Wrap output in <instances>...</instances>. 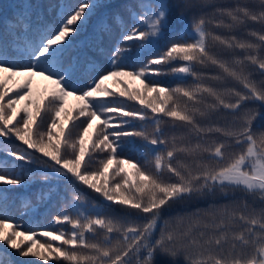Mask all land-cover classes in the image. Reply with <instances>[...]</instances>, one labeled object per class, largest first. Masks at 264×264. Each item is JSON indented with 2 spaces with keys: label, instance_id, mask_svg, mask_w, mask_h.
Segmentation results:
<instances>
[{
  "label": "snow or ice",
  "instance_id": "6c2138e0",
  "mask_svg": "<svg viewBox=\"0 0 264 264\" xmlns=\"http://www.w3.org/2000/svg\"><path fill=\"white\" fill-rule=\"evenodd\" d=\"M207 6L212 12L193 15L189 30L186 13ZM12 8L11 16L0 18V185L5 186L0 187V242L20 257H38L45 264L50 259L155 264L158 253L183 257L185 264H264V127L255 123L260 108L246 107H264V80L255 81L246 70L250 64L264 74V32L249 30L253 42L226 38L208 27L234 30L251 21L264 28V0L230 7L214 0H81L49 3L47 9L18 0ZM45 11L54 12L55 20L46 19ZM168 33L172 39L165 49L140 68L125 70L158 49ZM215 44L233 52L230 62L210 51ZM237 49L242 57L235 55ZM208 65L225 74L210 78H230L242 90L205 86V75L196 67ZM163 75L181 81L190 76L195 83L173 87L150 79ZM37 77L48 82L43 89L35 87ZM109 80L117 85L114 90L107 87ZM137 80L140 87H131ZM70 97L77 103L68 109ZM220 109L233 114L227 125L199 122ZM133 120L145 123L137 130ZM166 127L186 132L166 135ZM129 138L151 147L143 152ZM125 150L130 155L121 158ZM97 152L106 156L97 158ZM133 152L151 154L154 170L146 167L147 160L145 165L133 162ZM114 176L122 180L110 183ZM37 181L44 187L29 194ZM77 185L99 194L109 208L121 206L124 215L106 212L103 204L86 207L87 196ZM14 187L25 192L10 197ZM237 191L258 198L261 207L241 198L162 218L164 209L176 203ZM53 198L62 202L53 219L60 227L39 232L50 242L40 243L34 231L18 230L22 226L14 222L13 206L22 215L35 213ZM133 212L143 214L144 222L132 219ZM0 264L17 262L0 248Z\"/></svg>",
  "mask_w": 264,
  "mask_h": 264
},
{
  "label": "trees",
  "instance_id": "16d2710c",
  "mask_svg": "<svg viewBox=\"0 0 264 264\" xmlns=\"http://www.w3.org/2000/svg\"><path fill=\"white\" fill-rule=\"evenodd\" d=\"M18 0H0V18H3L5 16H11L13 8L12 5H14L15 3H17ZM32 2L34 4H39L41 5L44 9H47V5L49 3L52 4H59L61 2L63 3H68V4H73L76 5L78 3L81 2V0H32ZM214 3L218 6L221 7H230L235 3H245V0H214ZM212 12V7L211 6H207V7H197L192 9L191 11L187 12L185 15V20L189 25V30H191V19L193 17V15H200L201 13H211ZM45 18L52 21L55 20V13L53 12L51 15H48V12L45 11ZM215 19H220L219 16L215 17ZM125 20L127 22V24L130 26L132 24V21L128 19L127 14H125ZM225 22L228 23L230 21H228V19L225 17L224 18ZM90 24L91 22H89V30H90ZM209 29L218 35L224 36V37H230V36H235L238 40H250L253 42L255 41V38L248 36L247 33L249 30L252 31H257V32H264V28H262V26L259 23H255V22H247V24L245 26H241L237 29L234 30H228L224 27H213L212 25L208 26ZM0 30H2V26H0ZM86 33L82 34L85 35ZM82 38V37H81ZM172 39V34L168 33L165 35V37L159 42L158 45V49H152L149 50L147 52H145L143 60L142 61H138V62H134L131 63L129 67L125 68L126 71H131L134 69H138L141 67V63H146L148 58H151L152 56L158 55L159 51H162L163 49L166 48L168 42ZM210 44L212 43L211 41L209 42ZM210 51H212L213 53H215L218 57L228 60L229 62L232 59L233 56V52L229 51L225 48H223L221 45L219 44H215ZM235 55L237 56H243L244 53L241 52L240 50H235ZM261 55H264V51L261 52ZM105 66H107V61H104ZM157 66L153 65V68H155ZM196 70L198 72H202L205 75V79H203V81H201L205 86H209V87H214L217 89H222L225 87H232V88H237V89H241V86L237 83H235L234 81H232L230 78L224 80V81H218L215 79H212L210 77H216V76H220V77H224V73L223 71L213 65H208L207 67H200L197 66ZM246 70L248 72L252 73V79H254L255 81L259 82L261 80H264V74L261 73V70L258 69L256 66L253 65H247ZM38 78V77H37ZM123 79V78H121ZM150 79H157L159 81L162 82V84L164 86H176L177 84H181L182 86H191L193 85L195 82L193 81L192 77H186L183 81L179 80L176 77H173L171 75H163V76H159V77H150ZM107 87L110 90H114L117 85H114L112 83L111 80L106 81L105 82ZM125 86H129V85H125ZM131 87L133 88H138L140 87V82L137 81H132L130 84ZM35 87H37L38 89H43L45 86H42L41 88L35 84ZM242 90V89H241ZM118 99H125L123 97H117ZM111 99V98H108ZM209 102H213L211 100L210 97L207 98ZM77 102L72 99L71 97L68 99V103L66 105V107L68 109H71ZM127 103H129L130 105H134L136 108H139L140 106L138 104H136L134 101H128ZM246 107H257L260 108V111L262 113V116L257 118L256 120V125L264 127V107H261L258 103L253 105L251 103L247 104ZM63 119V117H62ZM83 119V118H81ZM233 120V114L228 111V110H224V109H220L217 112L212 113L210 119H205V120H200L199 122L201 124H216V125H220V126H224L227 125L228 123H230ZM50 122V121H49ZM145 123V122H141L140 120H133L132 121V125L134 128H136L137 130L140 128L141 124ZM47 130V125H45L44 127V131ZM82 130V129H80ZM149 131H151V128L148 129ZM173 132H175L177 135L186 132V129L184 127H177L175 129L172 128H165V134L166 135H170ZM4 138L0 137V140H3ZM13 142L19 144V141H15L14 137L12 138ZM129 139H135V146L137 149L143 151V152H147L148 148L151 146H147L146 142L141 140L140 138H129ZM192 143L196 142V137H191L190 138ZM187 142V140L185 141ZM97 158H100L102 156H106V153H95L94 154ZM130 155V153L125 150L122 155L121 158H128ZM133 162H137L140 165H145V161L147 160L149 163L146 165L147 168L154 170L153 167V157L151 154L147 155V156H140L138 155L136 152L131 153ZM9 159L11 160V157H9ZM177 159L187 162V160L189 159L188 157H185L183 155H178ZM17 163H20L19 161H17ZM173 163L175 164L176 161L174 160ZM35 165H25L26 169H31V168H35ZM97 167H99V165H97ZM165 178H167L170 174L167 173L165 171V173L163 174ZM122 180L121 176H114L110 179V183L111 182H120ZM0 187H5L3 185H0ZM11 187V186H9ZM44 187V185H42L39 181H37L36 183L32 184L31 187H29L27 189V192L29 194L36 192L39 188ZM77 187L80 188V190L82 192H84L87 196V202H86V207H90L93 203L96 204H103L105 206V211L115 214L117 216L120 215H124V213L121 211V206L119 205H112L110 208L108 207V202L103 201L102 197L99 196V194L87 189L86 187L82 186V185H77ZM61 188V192H63V184L60 185ZM25 192V189L23 188H18V187H14L13 192H11L9 195L10 197H14L17 193H23ZM241 198H243L244 200H246V202L251 206V207H255V208H260L261 207V202L259 201L258 198H254L252 196H244V194L240 191L235 192L234 195H229V196H221V195H217L215 198L213 197H206V198H202V199H192V200H188L182 203H176L174 205H172L169 208L164 209L163 213H162V218L163 219H168L170 217H174L177 214H184V213H188V212H192L195 209H208L210 205H224V204H230L232 201H239L241 200ZM62 207V202L59 200V198H53L51 201H49L48 203L42 205L39 208L38 212L35 213H29V214H21V210L18 207L13 206L11 208V214L15 217V221L16 223L21 224V228L18 230L21 231H34L37 233L36 235V239L40 242V243H48L50 242L47 238L44 237H40L39 236V232L41 231H48L51 230L50 226L52 227H60L57 225L53 224V219L54 217L60 212ZM132 219L138 221V222H144V216L143 214H141L140 216H137L135 214V212L132 213ZM65 228H70V226H63ZM159 235V227L156 230V233L153 237V239H155L156 237H158ZM54 244L57 242H53ZM0 248H4L7 250V252L12 254V258L17 262V264H21V262H30V264H45L44 261H41L38 257H32V256H28V257H20L16 254V250L9 248L6 244H3L2 242H0ZM250 251V249H249ZM47 264H67L66 261L60 260V261H53V260H49L47 262ZM155 264H185L183 257H176V258H171L168 256H165L163 254H157L155 256Z\"/></svg>",
  "mask_w": 264,
  "mask_h": 264
},
{
  "label": "rangeland",
  "instance_id": "374dc122",
  "mask_svg": "<svg viewBox=\"0 0 264 264\" xmlns=\"http://www.w3.org/2000/svg\"><path fill=\"white\" fill-rule=\"evenodd\" d=\"M36 79V84L41 88L42 86H46L47 85V81H44L42 79H40L39 77L38 78H35Z\"/></svg>",
  "mask_w": 264,
  "mask_h": 264
}]
</instances>
